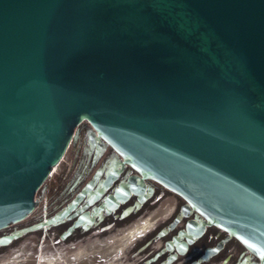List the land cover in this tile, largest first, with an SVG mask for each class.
Returning <instances> with one entry per match:
<instances>
[{
	"label": "water",
	"instance_id": "water-1",
	"mask_svg": "<svg viewBox=\"0 0 264 264\" xmlns=\"http://www.w3.org/2000/svg\"><path fill=\"white\" fill-rule=\"evenodd\" d=\"M83 121L124 161L0 247L82 212L128 162L264 264V0H0V229L32 213ZM87 130L72 187L106 149Z\"/></svg>",
	"mask_w": 264,
	"mask_h": 264
},
{
	"label": "flooded vegetation",
	"instance_id": "flooded-vegetation-1",
	"mask_svg": "<svg viewBox=\"0 0 264 264\" xmlns=\"http://www.w3.org/2000/svg\"><path fill=\"white\" fill-rule=\"evenodd\" d=\"M87 127L100 137L88 121H83L59 164L57 176L38 191L35 209L25 219L0 229V237L51 219L66 209L110 154L124 161L100 137L106 149L85 178L72 187L94 160L97 145L90 159L89 152L84 153L85 146L91 147ZM123 164L119 176L82 212L58 224L28 230L0 249L25 237L29 255L50 259L55 252L63 257L71 251L72 264H262L239 239L209 223L181 195L143 176L130 163ZM105 171L106 166L92 190L106 179ZM87 194L65 217L87 203Z\"/></svg>",
	"mask_w": 264,
	"mask_h": 264
},
{
	"label": "rangeland",
	"instance_id": "rangeland-1",
	"mask_svg": "<svg viewBox=\"0 0 264 264\" xmlns=\"http://www.w3.org/2000/svg\"><path fill=\"white\" fill-rule=\"evenodd\" d=\"M60 165L57 166L52 175L45 181L41 189L51 183L60 171ZM26 238L22 237L9 246L0 249V264H72V252L68 251L63 257L54 253L50 259L41 258L39 254L29 255L28 247L25 243Z\"/></svg>",
	"mask_w": 264,
	"mask_h": 264
}]
</instances>
